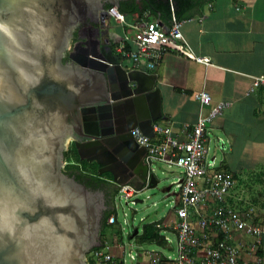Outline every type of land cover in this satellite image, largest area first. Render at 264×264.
<instances>
[{"label": "water", "instance_id": "1", "mask_svg": "<svg viewBox=\"0 0 264 264\" xmlns=\"http://www.w3.org/2000/svg\"><path fill=\"white\" fill-rule=\"evenodd\" d=\"M121 1L0 0V264H88L103 245L114 195L63 169L69 141L115 187L164 180L130 132L149 135L158 116L155 75L125 69L108 44L105 10ZM80 24L89 33L71 46Z\"/></svg>", "mask_w": 264, "mask_h": 264}, {"label": "crops", "instance_id": "2", "mask_svg": "<svg viewBox=\"0 0 264 264\" xmlns=\"http://www.w3.org/2000/svg\"><path fill=\"white\" fill-rule=\"evenodd\" d=\"M194 11L190 17L180 19L182 38L194 54L208 57L210 64L173 52L162 55L153 70L159 104L158 116L153 122L169 124L172 135L183 140L198 117L195 92L205 89L213 103L227 102L221 114L207 127V161L214 169L227 172L235 179L229 204L238 209L248 203L253 206V220L263 227L262 243L255 255L245 257L251 264H264V90L257 88L249 92L251 77L264 74V0H201ZM149 15L165 27L170 24L150 12ZM138 18L137 13L126 15L128 22L136 23ZM107 25L109 38L114 40L122 28L113 21H108ZM118 61L131 70L128 60ZM151 128L150 138L159 139ZM86 162L94 164L96 174H107L104 178L96 175L103 183L113 181L110 172H99L94 162ZM163 188L170 189L169 185ZM116 190L117 186L112 190L114 196ZM173 193L172 190L168 196ZM165 216L166 221L175 219L170 209ZM138 229L140 232L141 228ZM128 230L122 234L128 236ZM122 234L113 239L100 234L103 245L108 246L107 250L116 260L121 259L127 248H137L133 263L149 264V250L159 248L168 252L172 249L171 244L163 247L153 243L138 244L133 238L125 242ZM167 235L173 238L172 233ZM235 238L244 245L250 241L242 234H235Z\"/></svg>", "mask_w": 264, "mask_h": 264}, {"label": "built area", "instance_id": "3", "mask_svg": "<svg viewBox=\"0 0 264 264\" xmlns=\"http://www.w3.org/2000/svg\"><path fill=\"white\" fill-rule=\"evenodd\" d=\"M126 15L116 6H108L104 16L122 28L120 35L114 40L109 39L108 44L117 59L129 61L131 69L153 73L157 62L167 52L210 64L208 57L197 56L184 42L180 19L173 18L165 27L159 20L150 18L148 11H144L136 23L128 22ZM128 27L130 30H127ZM251 79L249 92L257 88L264 90V74L253 75ZM134 84L129 82L130 87H134ZM193 98L199 104V112L185 139H177L172 135L169 124L158 121L151 124L152 132L160 137L154 141L138 127L130 130L138 146L145 149L143 161L150 171H159L162 178L168 180L170 189L162 193L164 197H170L169 209L175 214L173 221L164 220V215L148 222L161 234L164 245L172 246L168 252L159 248L149 250V264H251L245 255H255L259 251L263 227L254 222L251 204L238 209L228 203L236 185L235 179L227 172L214 169L213 164L207 161V127L221 114L227 102L219 100L213 103L205 89L195 92ZM172 169L178 170L179 174L169 175ZM147 186L148 182L141 188L130 182L118 184L114 196L115 214L111 213L106 223L124 233L125 226L136 220V212L139 211L137 205L144 204L150 198ZM172 190L174 193L168 196ZM116 198L124 201L131 211L130 214L123 211L120 221ZM144 220V215L138 217L141 226L146 224ZM168 233H172L173 238ZM235 234L248 236L250 241L244 245L243 241H237ZM107 247L104 244V247L90 250L93 264H134L133 261H136L137 254L136 251L132 252V248L124 251L121 259L116 260Z\"/></svg>", "mask_w": 264, "mask_h": 264}, {"label": "trees", "instance_id": "4", "mask_svg": "<svg viewBox=\"0 0 264 264\" xmlns=\"http://www.w3.org/2000/svg\"><path fill=\"white\" fill-rule=\"evenodd\" d=\"M200 3L201 0H140V2H136V0H123L120 2V5L117 8L119 9V11L125 14L137 13L138 16L142 15L144 11H149L151 14H153L155 17H158L160 20H165L170 23L173 18L186 19L190 17L195 12L194 9ZM70 153H73V158L75 160H78L79 157L75 147L71 150V152L65 151V158H67ZM83 165L85 168L94 170L92 163L83 162ZM79 174L80 177L83 178L86 176L91 181H94L96 184L102 182L99 178L93 175L83 173ZM82 178H80V180L84 181ZM85 184L87 186H93L92 182H85ZM93 188H95V186H93ZM111 213L115 214L113 211H108L104 216L102 227L107 224L106 219ZM129 236L130 233L128 234V237ZM133 239L138 244L155 242L157 245H164V241L161 234H159L157 229H155L154 225L151 223L143 224L141 226L140 232H138L133 237ZM102 247H104V245H102Z\"/></svg>", "mask_w": 264, "mask_h": 264}, {"label": "rangeland", "instance_id": "5", "mask_svg": "<svg viewBox=\"0 0 264 264\" xmlns=\"http://www.w3.org/2000/svg\"><path fill=\"white\" fill-rule=\"evenodd\" d=\"M74 148V144L72 141H69L66 144V152H71V150ZM79 157V156H78ZM86 162L84 159H80V157L78 158V160H75L73 158V153H70V155H68L67 158H65V162H64V166L63 169L64 170H76L79 173H83V174H90L96 177L100 176L102 178H104V175L107 174H101L98 175L96 174L95 170H90L89 168H85L83 165V162ZM93 164V163H92ZM157 166V165H156ZM159 166V165H158ZM93 168H94V164H93ZM154 169V166H153ZM158 176L162 177V174L159 173V171L156 173ZM169 175L171 176H177V171L174 170L173 172L169 173ZM168 184V180H163V182H160L158 188L156 189H152L149 191L150 194V198L145 200L144 204H138L137 207L139 208V211L136 212V220L133 221V224L129 225V226H125V233H127L130 229V232L132 231V226H139L141 227V222L138 221V217L144 215L145 216V223H148L149 221L155 220V219H160L162 218V216H164L167 211L169 210V207L171 205L170 202V197H164L163 193L161 191V189L166 186ZM155 201V204L153 205L152 202ZM116 203H117V214H118V221H120L122 219L123 216V211H125L127 214H130L131 211L130 209L127 208L126 204L124 203V201L120 200L118 201V199L116 198ZM114 204V203H113ZM131 221V220H130ZM129 221V222H130ZM119 231L117 230L116 226H110V225H105L104 227H102L100 234L101 236H105V235H109L110 238L113 239L114 236L119 235ZM124 235L123 238L125 240V242H129L131 239L128 238L127 235ZM133 240V239H132ZM130 248H127L126 251H128ZM137 248H134L132 250V252L134 253L136 251ZM86 260L88 264H92V260L90 258L89 253L86 254Z\"/></svg>", "mask_w": 264, "mask_h": 264}, {"label": "flooded vegetation", "instance_id": "6", "mask_svg": "<svg viewBox=\"0 0 264 264\" xmlns=\"http://www.w3.org/2000/svg\"><path fill=\"white\" fill-rule=\"evenodd\" d=\"M88 27H89V25H87V24H80L77 28H76V30H75V32L73 33V37H72V39H71V42H70V44H71V46H73L74 44H76L79 40H80V36H81V34L82 33H89V29H88ZM70 46V47H71ZM64 60H66L67 61V58H66V56L64 57ZM66 172H68L70 175H72V176H74L76 179H78L79 181H81L80 180V178H82V177H80L79 175V172H77L76 170L75 171H73V170H65ZM84 181H81V182H83L84 184H85V182H92L93 183V186H95V188H93V186L92 185H90V186H88V187H90V188H92V189H103L104 191H105V196H106V199H107V203L108 204H111V202H112V199H110L111 198V195H114V192L112 191V190H114V188H115V186L114 185H112L110 182H106L107 183V185L106 184H104V183H99V184H96L94 181H91L89 178H87L86 176L85 177H83L82 178ZM98 185V186H97ZM108 212V211H107ZM107 212H105V214H104V216L106 215V213Z\"/></svg>", "mask_w": 264, "mask_h": 264}]
</instances>
